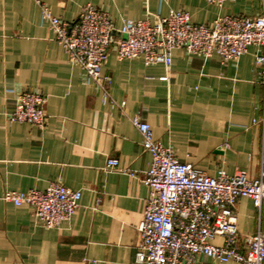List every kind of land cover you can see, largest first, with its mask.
Instances as JSON below:
<instances>
[{
    "label": "crops",
    "instance_id": "1",
    "mask_svg": "<svg viewBox=\"0 0 264 264\" xmlns=\"http://www.w3.org/2000/svg\"><path fill=\"white\" fill-rule=\"evenodd\" d=\"M39 1L67 21L78 20L82 6H97L116 27L122 19L170 10L186 11L198 24L264 13V0L229 1L222 8L204 0ZM259 52L250 48L221 64L217 56L177 49L166 68L144 66L141 58L119 60L111 51L101 73L110 100L125 103L120 109L103 102L102 91L68 62L40 23L37 0H0V264H134L136 228L149 195L140 178L150 162L129 120L135 114L180 162L208 176L245 171L256 178L264 159V75L254 62ZM24 90L46 98L43 128L7 123L5 112ZM109 158L118 167L105 172ZM54 182L81 192L72 219L58 228L44 229L27 206L1 200L5 191H43ZM234 211L242 237L264 233V201L255 209L241 198ZM199 261L219 264L203 256Z\"/></svg>",
    "mask_w": 264,
    "mask_h": 264
},
{
    "label": "built area",
    "instance_id": "2",
    "mask_svg": "<svg viewBox=\"0 0 264 264\" xmlns=\"http://www.w3.org/2000/svg\"><path fill=\"white\" fill-rule=\"evenodd\" d=\"M217 8L226 2L243 0H204ZM40 23L63 49L68 62L78 66L83 78L102 91V101L124 109L125 103L110 100L107 80L101 70L109 53L119 60L141 58L144 66L161 64L168 68L174 50L210 58L221 64L236 60L250 48H259L255 65L264 75V13L246 17L226 15L210 24L194 23L188 12L170 10L167 15L148 14L144 19H122L118 27L108 12L97 6L81 7L78 20L55 16L42 2ZM159 80L165 81L166 77ZM46 98L24 90L15 98L14 108L5 112L8 124H28L43 128L46 124ZM141 136V146L150 156L140 182L149 188L143 218L136 230L134 264H202L203 256L214 263L263 264L264 233L258 230L242 237L237 230L234 208L241 199H249L255 209L264 201V159L256 178L245 171L232 176L218 171L208 176L191 164L180 162L171 147L154 139L150 125L135 114L129 118ZM118 161L109 158L104 171L111 172ZM81 199L79 190L51 183L45 190L5 191L1 200L29 208L44 229L68 223ZM219 239L220 243H215Z\"/></svg>",
    "mask_w": 264,
    "mask_h": 264
}]
</instances>
